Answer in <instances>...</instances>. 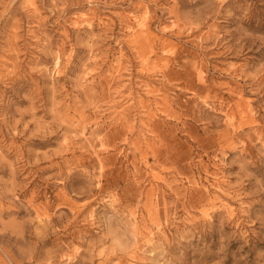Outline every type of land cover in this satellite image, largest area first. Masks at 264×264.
Returning <instances> with one entry per match:
<instances>
[{
    "label": "rangeland",
    "instance_id": "1",
    "mask_svg": "<svg viewBox=\"0 0 264 264\" xmlns=\"http://www.w3.org/2000/svg\"><path fill=\"white\" fill-rule=\"evenodd\" d=\"M24 1L0 264H264V0Z\"/></svg>",
    "mask_w": 264,
    "mask_h": 264
},
{
    "label": "bare ground",
    "instance_id": "2",
    "mask_svg": "<svg viewBox=\"0 0 264 264\" xmlns=\"http://www.w3.org/2000/svg\"><path fill=\"white\" fill-rule=\"evenodd\" d=\"M29 1V0H28ZM24 2H26L27 3V0L26 1H24ZM25 4V3H24ZM138 22V21H137ZM193 23V22H192ZM193 25V24H192ZM77 26V25H76ZM75 26V27H76ZM132 27V26H131ZM130 27V29L132 30V28ZM195 27V26H194ZM128 28H129V26H128ZM135 35V34H134ZM133 35V36H134ZM129 37V36H128ZM210 38V37H209ZM7 46V45H6ZM12 48V47H11ZM136 48V47H135ZM142 49V48H141ZM60 55V54H59ZM122 55V54H121ZM66 57V56H65ZM66 60V59H65ZM57 61V60H56ZM117 63V62H116ZM115 63V64H116ZM62 65V64H61ZM58 66V65H57ZM56 67V66H55ZM61 67V66H60ZM120 67H122L121 65H120ZM56 68H58V67H56ZM118 68V67H117ZM59 69V68H58ZM98 69V68H97ZM118 70H120V69H118ZM59 71V70H58ZM121 71V70H120ZM56 72V71H55ZM90 72V71H89ZM97 72V71H96ZM62 73V72H61ZM120 73V72H119ZM56 74V73H55ZM118 74V73H117ZM13 75V74H12ZM57 75V74H56ZM60 75V74H59ZM7 76V75H6ZM84 76H86V75H84ZM88 76V75H87ZM59 77V76H58ZM6 78V77H5ZM143 83V82H142ZM147 87V86H146ZM143 89H146V88H143ZM146 90H148V88L146 89ZM152 90V89H151ZM153 91V90H152ZM147 93V92H146ZM152 93V92H151ZM150 94V93H149ZM148 94V95H149ZM152 95H154V94H152ZM141 100V99H140ZM138 103V102H137ZM141 104V103H140ZM142 105V104H141ZM158 105V104H157ZM122 106V105H121ZM162 107V106H161ZM143 108V107H142ZM148 111V110H147ZM254 111V110H253ZM74 114V113H73ZM253 114H254V112H253ZM149 115V114H148ZM76 116H78V115H76ZM241 116V115H240ZM78 117H81V116H78ZM72 118H74V117H72ZM82 118H83V116H82ZM82 118H80V121L82 122L83 121V119ZM229 118V117H228ZM75 119V118H74ZM82 119V120H81ZM119 119V118H118ZM77 122V121H76ZM233 122V121H232ZM74 123V122H73ZM85 123V122H84ZM229 124H231V123H229ZM82 125V124H81ZM84 125V124H83ZM77 126H79V124L77 125ZM87 127V126H86ZM70 127H68V129H69ZM83 128H85V127H83ZM235 129V128H234ZM72 130V129H71ZM238 130H240V129H238ZM70 131V130H69ZM84 131H86L85 129H84ZM78 132V131H77ZM81 133V132H80ZM86 133V132H85ZM84 137V136H83ZM67 138V137H66ZM65 138V139H66ZM65 139H64V141H65ZM83 139V138H82ZM102 143V142H101ZM68 144V143H67ZM70 148V147H69ZM65 150V149H64ZM93 151H95V150H93ZM73 152V151H72ZM2 157V156H1ZM3 158V157H2ZM1 160V159H0ZM4 160V159H3ZM2 160V161H3ZM2 161H0L1 163H2ZM99 161V160H98ZM7 165H8V163H7ZM8 169H9V167H8ZM10 170V169H9ZM12 170V169H11ZM11 174H12V172H10ZM15 173V172H14ZM14 176V175H13ZM13 181V180H12ZM14 182V181H13ZM45 218H46V216H45Z\"/></svg>",
    "mask_w": 264,
    "mask_h": 264
}]
</instances>
